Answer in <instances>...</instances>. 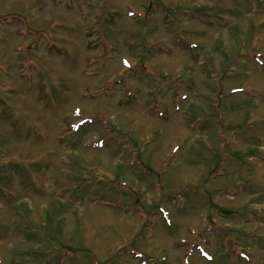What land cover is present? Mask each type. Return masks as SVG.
Returning a JSON list of instances; mask_svg holds the SVG:
<instances>
[{
  "label": "rangeland",
  "instance_id": "obj_1",
  "mask_svg": "<svg viewBox=\"0 0 264 264\" xmlns=\"http://www.w3.org/2000/svg\"><path fill=\"white\" fill-rule=\"evenodd\" d=\"M136 250L264 264V0H0V264Z\"/></svg>",
  "mask_w": 264,
  "mask_h": 264
}]
</instances>
